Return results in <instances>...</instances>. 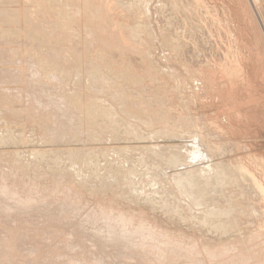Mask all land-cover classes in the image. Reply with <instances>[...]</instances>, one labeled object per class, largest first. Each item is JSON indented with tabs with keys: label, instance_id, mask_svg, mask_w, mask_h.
Wrapping results in <instances>:
<instances>
[{
	"label": "rangeland",
	"instance_id": "obj_1",
	"mask_svg": "<svg viewBox=\"0 0 264 264\" xmlns=\"http://www.w3.org/2000/svg\"><path fill=\"white\" fill-rule=\"evenodd\" d=\"M41 1L42 0H19V4L17 3V5L23 6V4L26 3L25 5L27 6L30 4L33 10V7L36 8L35 5L40 4ZM53 1L54 0H52V2L49 1V3L58 2V0ZM62 1L63 0H60L59 3H62ZM86 1L87 0H82L81 2L85 4ZM112 1L113 0H90L94 5H103L104 7L98 6L96 10H98V15L100 13V17L96 16V19L90 20L92 24L89 23L90 21H87V18L80 19L83 21V25L85 27L88 26L87 29L89 28V31L87 30L88 32H86V34H89L88 37L85 35L84 30H82L76 22L73 23V21L66 23L64 25L66 29H62L63 31H61V28L59 29L58 26H62L63 28V22L58 23V18L56 20V18L52 16L48 19H44L43 16L41 18L37 15H35V17L33 16V24L31 23L33 26H30L31 21L29 25L25 23L27 22L26 19L24 20V18L18 17L27 27L23 26L22 23L16 24V26H12L9 22L8 24L0 23V30H3V27L6 29H13H10L12 33L7 30H3L5 32L0 31V252H2L0 253V264H37V262H42V264H69V262L70 264H264V29L253 9L251 0H122L123 2L118 0L119 3L117 0H114V2ZM124 2L126 3L125 6ZM257 2L259 5L261 4L264 6V0H257ZM121 5H123L121 7L122 9H120ZM126 5L127 8H124ZM70 6H67V9L65 8L66 10L63 8V12L65 11L66 13L68 10L72 11L73 8ZM64 7H66V5H64ZM99 8L101 11H99ZM107 10L109 11L107 12ZM168 14H170L171 17ZM167 15L169 16L168 20L166 18ZM96 23L99 24L96 25ZM204 24L205 26L203 27L202 25ZM14 27L18 29L21 28V30H23L22 27L29 29L23 31L19 29V31L14 29ZM39 27L41 28L39 29ZM170 27H173V30ZM35 29L37 30L35 31ZM38 30L43 33H40ZM16 31L19 32L17 33ZM90 31L92 32L90 33ZM133 33L136 34H134V37L132 35ZM43 34H46L45 38ZM63 34L65 37H63ZM43 39L46 40L44 41ZM71 40L77 46L73 45ZM87 43L90 44V47H88L89 45H85ZM47 46L49 48H46ZM37 48L39 50H37ZM133 53L136 54L133 55ZM34 54L37 58L39 57L37 61H47L46 63L54 61L53 63L57 66L59 64L60 66L58 67L63 68L67 77L59 73L61 75L59 79L57 76H50L49 73H47L48 71L37 69L38 66L35 68V64L31 62L32 56H35ZM203 54H205L206 57ZM96 55L106 60L100 59ZM7 57L8 59L11 57L9 59L10 61ZM63 58L67 60L70 59L67 61ZM200 58H203V60ZM219 58L223 60L221 59V61ZM128 60L130 61L127 62ZM107 61H109V63ZM201 61H204V63ZM80 62L82 63L81 67H89L87 68L88 70L86 68L83 69V67L81 68ZM148 62L149 64H147ZM94 66H97L100 70ZM91 68L95 71L98 70L96 71L97 74L95 71H93L94 73L92 72L94 76L91 74ZM108 68L109 71H113L114 74L113 72L111 74ZM81 69H83V71ZM87 71L90 72L89 76L86 75ZM118 72L121 76H116ZM109 74L115 77L113 78ZM97 75H99V78L102 77L99 79ZM88 77H92L91 80ZM93 77H96L97 80L99 79L100 83H97V85L94 84L98 81L96 79L93 80ZM120 77L124 79L122 80ZM56 78L58 82L54 81ZM106 78L108 79L107 82ZM87 79L90 83L92 80L96 81H92L93 83H91L92 85L94 84V88L97 87L98 84H101L99 85V89L101 86H103L101 88L106 87L105 89L108 87L109 91H112L115 95L117 94L116 97H118H114L113 94L110 95L111 92L107 94V92H109L108 90L107 92L103 89L99 90L98 87L97 89L95 88L96 90L91 89L93 86L89 85L90 83H88L89 81H87ZM138 79L139 81H137ZM77 80L79 82H77ZM103 80L105 81L104 83ZM51 84L54 87H52ZM77 85L80 87H77ZM79 88L81 91L78 90ZM82 88H84L83 90L85 92ZM87 88H89V91L90 89L93 91L90 94L91 98L86 97L89 95H87V93H89L87 92ZM59 89L60 92L61 89H66L69 94L65 91V94L62 92V94H60ZM97 90L101 93H97ZM102 90L103 92L105 91L104 94ZM78 92L83 93V97ZM93 93H97V95L95 94L94 97ZM71 94H73V96L80 94L78 97L81 98V101L79 100L80 98L76 96L78 99L77 101H73V103L75 102L76 104L74 105L71 101L75 96L71 98ZM106 95H108V97ZM133 96H137L136 99ZM84 97H86L85 101L89 99L87 102L90 101L91 104L92 102H94L93 104L96 102L95 105L102 107L100 108L98 106L103 110H101V114L104 113L102 115L103 118H106V120L100 118L102 121L109 123L110 119L108 120L107 118H112V115H114L113 119L110 121L114 120V122H112L115 123L116 126L115 124L113 125L112 122H110V124L115 126L118 130L120 128H126L127 124L130 123L129 125H131L132 122L134 128H132L131 125L129 128L127 127L128 129L123 130L124 132L127 130L125 133L128 134L126 135L119 133L122 129H120L119 132L115 129V134L114 127L113 129L112 127H104L101 122L96 124L88 121L89 123L87 124V122L83 120L84 116H81V114L79 115L82 106L86 107L89 104L85 103ZM119 97L122 102H125L126 100H123L127 98L128 100L130 99L133 104L137 103L136 105L139 107L135 106V110H131L132 102L131 104L130 101L122 103ZM65 98H67L69 102ZM91 99L93 101H91ZM94 99L96 101H94ZM79 102H84L86 105L82 104L81 106ZM69 103L75 107H77L78 104V106H80L78 107L79 111L73 106L69 108L71 106ZM67 104L70 106H67ZM125 105L128 107H126L128 111L125 109ZM157 105L159 106L157 107ZM109 106L112 108L111 110ZM117 107L119 109L122 107L124 110L121 109L122 111H119ZM133 108L134 105L132 109ZM140 109L147 115L143 114L144 117H141L143 115L141 114L142 112L140 113ZM121 112H126L127 114L129 112V114H120ZM109 113H111V116ZM75 115L78 116V119L79 116H81L82 121L80 120L81 118L79 120L75 118ZM115 115L116 118L119 117V119H116ZM132 115H134V117L137 116L135 118L136 120H134ZM43 116L48 118H44ZM159 117H161L160 121L156 119ZM51 118L55 120L53 123ZM71 118L74 119V121ZM147 118L151 121L150 123H147L149 122ZM183 118L187 120H183ZM60 119L64 121L61 122V125L64 124V128L63 126L61 127V125L59 126ZM75 119L78 120L76 121L77 123ZM137 119H139V122ZM161 119L167 120L161 121ZM121 120H123L122 122H126V127H124L125 124H122ZM84 121L87 126L83 123ZM158 121L164 125L161 126V123ZM137 122L139 124H137ZM143 122L148 125L143 124ZM155 122L156 124L154 125ZM174 122V125L171 124ZM56 123H58L57 127ZM146 125L151 129L153 128L152 131ZM58 127L59 130L57 129ZM170 127L172 128L171 130ZM130 128L135 129L134 131L137 137L138 135H142V137L143 135L146 136L143 139L140 136L138 138L135 137V140V135L132 134L133 131H130L132 130ZM86 129L89 130L87 131ZM175 129L177 131L179 129V131L177 132ZM192 129L196 130L193 131ZM197 129H199V131ZM60 130L62 132H60ZM63 130L68 131L64 134ZM74 130L78 135H76V138ZM160 130L166 131L165 134L164 132L162 134L164 137L159 135L162 133ZM190 130L193 132L190 133ZM69 131L71 135L74 136H67V134H70ZM138 131L140 133H138ZM129 132H132L131 136H129ZM152 132L156 133L153 134L157 138ZM49 134L53 135L51 136ZM175 135H180L181 137H176ZM199 135L201 137H199ZM60 136H64V138L62 139ZM147 136L149 138H146ZM54 138L56 139L55 141L52 140ZM138 139H140V141H138ZM144 139H146V141ZM198 141L200 145L197 146L196 143H198ZM174 143L176 146H172ZM4 144L7 145L5 146ZM146 145L148 149L149 146L153 148L163 146L162 148H164V150L165 148L170 151L172 150L171 152H173L174 155L166 150L161 151L170 155L172 154L173 156L177 155L175 159H182L183 156V160L181 161L184 165L180 164V159L178 162H174L173 156V160L170 157L169 160H165L170 155L167 157H164L166 153L159 155L162 154V152L158 151L160 149L157 150L160 153L156 150L154 151L155 148L152 149L156 154L158 153L157 156H154V152H152L151 149L148 152L146 151ZM183 145L185 148H183ZM191 145L195 148L191 147ZM126 148L128 149L125 150ZM101 149L105 154L108 153L109 149L113 150L114 152L109 151L108 153L111 159L107 156L108 154L105 155ZM120 149L123 150L121 151L122 154L120 153ZM87 151L93 153L90 154L89 152L87 153ZM176 151H179L177 152L178 154L175 153ZM16 152H18V154ZM115 152L118 153V155L116 154L117 156L114 155ZM85 154H87L88 157L87 155L85 156ZM92 154H95L93 160ZM123 154L125 155L123 156ZM99 156L101 158H99ZM141 156L142 158H140ZM160 157L163 158L162 162V158L160 159ZM209 157L212 158L210 159ZM104 159L105 161H103ZM67 160L68 164H71L68 165ZM125 160H127L126 163H123ZM139 160H141L140 162L143 165L140 162V164L138 163ZM164 160L167 161L166 163L173 161V163L176 164H170L171 162L169 164H164ZM93 162L96 163L97 166ZM88 163L92 167H90ZM145 165L147 166L145 167ZM67 167L68 169H66ZM203 167L207 172L206 170L202 171ZM243 167H245V169H243ZM69 168L71 169L69 170ZM90 168H92V170ZM129 168L134 176L130 174L131 172L129 173L131 176H129ZM207 168L213 169V171ZM215 168L219 170H215ZM59 170H62V172L65 171V173H67L66 170H69V174L63 176L65 173L62 174ZM144 170L145 172L148 171V173L151 171L150 177L147 172V178L144 176ZM197 170H199L197 174H194ZM182 171L183 174H181ZM188 171L190 172L188 173ZM135 172H137L138 175ZM177 172H179V175L175 177ZM184 172L185 174L187 173L186 177ZM209 172L212 179L208 176L209 178L207 181H209V183L206 182L207 184H205L207 186H205L200 180L202 178L206 179L205 175ZM217 172L218 174H214ZM231 173L233 176L230 175ZM189 174L190 176L194 174L193 177L195 176V180L193 177V179H191L190 176V179H187ZM198 174L200 176H198ZM78 177H80V181ZM251 177H254L255 184L257 183L256 188L260 186L258 189L261 193L263 192L262 194L253 186L252 183H254V181L251 182ZM176 178L179 179L178 183H176ZM196 179L198 182L200 181L199 183L201 184H198ZM229 179L232 180L230 181ZM217 182L218 184H216ZM220 182L223 184L221 185ZM148 183L150 184L148 185ZM128 185H130V187ZM183 185L184 187H181ZM201 185H203V187ZM186 186L188 187L187 189L185 188ZM180 188L183 189L181 190ZM191 188L193 191L194 188H196V191L201 189V193L202 191H207L205 192L206 194H201L199 191V193L194 191V193L191 194V192H193L190 191ZM212 188L214 189L215 195ZM130 189L134 190V193ZM157 191L159 193H156ZM208 191L210 192L209 194L207 193ZM186 193H189L187 194L189 198ZM154 194H160V196H154ZM219 194H221V196ZM252 195L253 198H251ZM162 197H164V199L165 197L172 198L164 200ZM196 197H200L201 202L199 199H196ZM187 198L191 199L188 200ZM228 198L229 200H227ZM145 200H148V203ZM194 205L195 208H193ZM260 208H262L263 212ZM167 209L168 211L165 212ZM202 210H205V212ZM171 211H173V213ZM232 213L233 215L236 214V216H233ZM238 213L241 214L238 215ZM193 214L195 215L193 216ZM202 214H204L205 219ZM257 214H259V216ZM225 215H229L228 218ZM256 216H258V218ZM218 217L220 219L223 218L219 220ZM226 218L232 220H226ZM208 219L213 221L210 222ZM201 220H203L202 224L200 223ZM215 220L217 222H215ZM224 220L227 222H224ZM206 223L210 224L207 225ZM229 223H231V225ZM232 223H234V225ZM221 226L224 228H221ZM218 227L219 230L217 229ZM256 234L259 238L256 237ZM114 239L116 240L113 241ZM177 247L180 248L178 249ZM10 252H12V254ZM105 254L107 256H105ZM16 259L18 261H16ZM255 261H257V263Z\"/></svg>",
	"mask_w": 264,
	"mask_h": 264
},
{
	"label": "bare ground",
	"instance_id": "obj_2",
	"mask_svg": "<svg viewBox=\"0 0 264 264\" xmlns=\"http://www.w3.org/2000/svg\"><path fill=\"white\" fill-rule=\"evenodd\" d=\"M16 1H17V2H16ZM16 1H15V0H0V20H1L0 23H3V24L6 23V24H8V22H9V24H11L12 26H13V25L16 26V24L18 25L19 23H22L23 26H26V25H24V24H25V23H28V24H29L30 21H31V22H30V24H31L32 21H33L32 17H33V16L35 17V15H37V16L40 17V18L43 16L44 19H46V18L48 19L49 17L52 16V17L56 18V20H57V18H58V20H59L58 23H59V22H63V24H62V25H63V28H62V26H58L59 29L61 28V29H60L61 31H63L62 29H66V28H64V25H65L66 23H68V22L70 23V21H73V23L76 22V23L78 24V26L81 27L82 30H84L85 35L88 37L89 34H88V33L86 34V32L89 31V30H88L89 28L87 29L88 26L85 27V26L83 25V21H81L80 19H81V18H85V19L87 18V21H90V20L92 21V20L96 19L98 16L100 17V13H99V15H98V10H96V9L98 8L99 5H98V6L94 5V3H91L90 0H87L85 4H84V2H83V3L81 2L82 0H63L62 3H59L60 0H58V2L54 0L55 3H49V1L52 2V0H42L41 2H42L43 5L41 4V2H40L41 5L36 3V4L38 5V7H37V5L34 4V5L36 6V8L33 7V10L31 9L32 6L30 7V4L26 6V5H25L26 3H25V4H23V6H21V5L19 6V5H17V3L19 4V2H18L19 0H16ZM54 1H53V2H54ZM91 1H92V0H91ZM99 1H100V0H99ZM115 1H116V0H115ZM117 1H118V0H117ZM121 1H122V0H121ZM124 1H125V0H124ZM160 1H161V0H160ZM29 2H30V1H29ZM112 2H114V0H113ZM122 2H123V1H122ZM122 2H120V3H122ZM128 2H129V1H128ZM188 2H189V1H188ZM32 3H33V2H32ZM32 3H31V5H32ZM100 3H101V2H100ZM108 3H109V2H108ZM118 3H119V1H118ZM192 3H193V2H192ZM251 3H252L253 9H254V11H255L257 17L259 18V21H260V23H261V25H262V27H263V29H264V6H262L261 4L259 5V3L257 2V0H251ZM70 4H71V6H72L73 9H72V11L68 10V11H67L68 13L66 12V13H67V14H66L65 11L63 12V8H64V10H66V9H67V6H70ZM125 4H126V3L124 2V6H125ZM128 4H129V3H128ZM128 4H127V5H128ZM24 5H25V6H24ZM64 5H66V7H64ZM112 5H113V4H112ZM127 5H126V7H124V8H127ZM139 5H140V4H139ZM62 6H63V7H62ZM71 6H70V7H71ZM102 6H103V5H102ZM102 6H99V7H102ZM107 6H108V5H107ZM118 6H119V5H118ZM122 6H123V5L120 6V9H122V8H121ZM128 6H129V5H128ZM131 6H132V5H131ZM201 6H202V5H201ZM15 7H17L18 9L15 8ZM61 7H62V8H61ZM70 7H68V8H70ZM103 7H104V6H103ZM110 7H111V6H110ZM112 7H113V6H112ZM115 7H117V6H115ZM169 7H170V6H169ZM173 7H174V6H173ZM65 8H66V9H65ZM105 8H106V7H105ZM107 8H109V7H107ZM118 8H119V7H118ZM166 8H167V6H166ZM170 8H171V7H170ZM103 9H104V8H103ZM128 9H129V8H128ZM128 9H127V10H128ZM132 9H133V8H132ZM135 9H136V8H135ZM135 9H134V10H135ZM158 9H159V8H158ZM161 9H162V8H161ZM163 9H164V8H163ZM184 9H185V8H184ZM104 10H106V9H104ZM125 10H126V9H125ZM164 10H165V9H164ZM186 10H187V9H186ZM186 10H185V11H186ZM190 10H191V9H190ZM69 11H70V12H69ZM99 11H101L100 8H99ZM108 11H109V10H107V12H108ZM112 11H113V9H112ZM119 11H120V10H119ZM162 11H163V10H162ZM169 11H170V10H169ZM188 11H189V10H188ZM123 12H124V11H123ZM156 13H157V12H156ZM163 13H164V12H163ZM178 13H179V12H178ZM140 14H141V13H140ZM161 14H162V13H161ZM168 15L170 16V14H168ZM168 15L166 16L167 20L169 19V18H168V17H169ZM77 16H78V17H77ZM96 16H97V17H96ZM104 16H105V15H104ZM183 16H184V15H183ZM18 17H22V18H24V20L26 19L27 22H25V23H24V22H21V20L18 19ZM109 17H110V16H109ZM136 17H137V16H136ZM170 17H171V16H170ZM36 18H37V17H36ZM78 18H79V19H78ZM121 18H122V17H121ZM166 18H164V19H166ZM31 19H32V20H31ZM99 19H102V18H99ZM104 19H105V18H104ZM122 19H123V18H122ZM170 19H171V18H170ZM191 19H192V18H191ZM34 20H35V19H34ZM114 20H115V19H114ZM183 20H184V19H183ZM35 21H36V20H35ZM85 21H86V20H85ZM91 21H90L89 23H91ZM101 21H102V20H101ZM109 21H110V20H109ZM125 21H126V20H125ZM165 21H166V20H165ZM171 21H172V20H171ZM184 21H185V20H184ZM189 21H190V20H189ZM199 21H200V20H199ZM211 21H212V20H211ZM53 22H54V21H53ZM94 22H95V21H94ZM38 23H39V22H38ZM51 23H52V22H51ZM58 23H57V24H58ZM89 23H88V24H89ZM111 23H112V22H111ZM168 23H170V22H168ZM209 23H210V22H209ZM6 24H5V25H6ZM28 24H27V25H28ZM30 24H29V25H30ZM32 24H33V23H32ZM32 24H31L30 26H33ZM88 24H87V25H88ZM91 24H92V23H91ZM91 24H90V25H91ZM97 24H99V23H96V25H97ZM113 24H114V23H113ZM172 24H173V22H172ZM178 24H179V23H178ZM185 24H186V23H185ZM36 25H37V24H36ZM36 25H35V26H36ZM50 25H51V24H50ZM58 25H59V24H58ZM60 25H61V24H60ZM170 25H171V24H170ZM176 25H177V24H176ZM39 26H40V25H39ZM42 26H43V25H42ZM116 26H117V25H116ZM119 26H120V25H119ZM128 26H129V25H128ZM166 26H167V25H166ZM202 26L204 27L205 24L202 25ZM18 27H19V26H18ZM26 27H27V26H26ZM26 27H22L23 30H27V29H29V28H26ZM28 27H29V26H28ZM50 27H51V26H50ZM90 27H91V26H90ZM96 27H97V26H96ZM96 27H95V28H96ZM132 27H133V26H132ZM136 27H137V26H136ZM148 27H149V26H148ZM167 27H168V26H167ZM189 27H190V26H189ZM30 28H31V27H30ZM33 28H34V27H33ZM35 28H36V27H35ZM40 28H41V27H39V29H40ZM43 28H44V27H43ZM47 28H48V27H47ZM47 28H46V29H47ZM99 28H100V27H99ZM114 28H115V27H114ZM125 28H126V27H125ZM161 28H162V27H161ZM168 28H169V27H168ZM170 28H171V27H170ZM172 28H173V27H172ZM172 28H171V29H172ZM180 28H181V27H180ZM191 28H192V27H191ZM10 29L13 30L12 28H10ZM10 29H6V28L3 27V30L10 31ZM14 29H17V30L20 29V30H21V28L18 29L17 27H14ZM100 29H101V28H100ZM130 29H131V27H130ZM132 29H133V28H132ZM149 29H150V28H149ZM204 29H206V28H204ZM3 30H0V31L5 32V31H3ZM20 30H19V31H20ZM23 30H21V31H23ZM36 30H37V29H35V31H36ZM57 30H58V29H57ZM87 30H88V31H87ZM102 30H103V29H102ZM172 30H173V29H172ZM180 30H181V29H180ZM19 31H18V32H19ZM32 31L35 32L34 30H32ZM38 31L40 32V30H38ZM55 31H56V30H55ZM70 31H71V30H70ZM78 31H79V30H78ZM97 31H98V30H97ZM104 31H105V30H104ZM104 31H103V32H104ZM114 31H115V30H114ZM10 32H11V31H10ZM16 32H17V31H16ZM16 32H15V33H16ZM18 32H17V33H18ZM27 32H28V31H27ZM41 32H42V31H41ZM41 32H40V33H41ZM91 32H92V31H90V33H91ZM135 32H136V31H135ZM140 32H141V31H140ZM140 32H139V33H140ZM0 33H1V32H0ZM11 33H12V32H11ZM36 33H37V32H36ZM40 33H39V35H40ZM42 33H43V32H42ZM47 33H48V30H47ZM61 33H62V32H61ZM64 33H65V32H64ZM82 33H83V32H82ZM176 33H177V30H176ZM178 33H180V32H178ZM184 33H185V32H184ZM201 33H202V31H201ZM206 33H207V32H206ZM215 33H216V32H215ZM3 34H4V33H3ZM7 34H9V33H7ZM7 34H6V35H7ZM37 34H38V33H37ZM48 34H49V33H48ZM51 34H52V33H51ZM69 34H70V33H69ZM75 34H76V33H75ZM98 34H99V33H98ZM98 34H97V35H98ZM134 34H135V33L132 34L133 37H134ZM43 35H44V38H45V35H46V34H43ZM52 35H53V34H52ZM63 35H64V34H63ZM135 35H136V34H135ZM137 35H138V34H137ZM179 35H180V34H179ZM179 35H178V37H179ZM210 35H211V34H210ZM94 36H95V35H94ZM180 36H181V35H180ZM184 36H185V35H184ZM7 37H8V36H7ZM63 37H65V35H64ZM217 37H218V36H217ZM9 38H10V36H9ZM42 38H43V37H42ZM72 38H73V37H72ZM85 38H86V37H85ZM135 38H136V37H135ZM179 38H180V37H179ZM184 38H185V37H184ZM196 38H197V37H196ZM196 38H194V39H196ZM199 38H200V37H199ZM211 38H212V36H211ZM219 38H220V37H219ZM56 39H58V38H56ZM93 39H94V37H93ZM110 39H111V38H110ZM118 39H119V38H118ZM120 39H121V38H120ZM137 39H138V37H137ZM189 39H190V38H189ZM202 39H203V38H202ZM8 40H9V39H8ZM43 40H44V39H43ZM45 40H46V39H45ZM45 40H44V41H45ZM49 40H50V38H49ZM52 40H53V39H52ZM127 40H128V39H127ZM134 40H135V39H134ZM178 40H179V39H178ZM192 40H193V39H192ZM212 40H213V39H212ZM11 41H12V40H11ZM53 41H54V40H53ZM64 41H67V40H64ZM71 41H72V40H71ZM71 41H70V42H71ZM76 41H77V40H76ZM89 41H90V40H89ZM93 41H94V40H93ZM171 41H172V40H171ZM174 41H175V40H174ZM189 41H190V40H189ZM194 41H195V40H194ZM213 41H214V40H213ZM12 42H14V41H12ZM18 42H19V41H18ZM80 42H81V41H80ZM84 42H85V41H84ZM117 42H118V40H117ZM122 42H124V41H122ZM128 42H129V41H128ZM134 42H135V41H134ZM209 42H210V41H209ZM226 42H227V41H226ZM14 43H15V42H14ZM51 43H52V42H51ZM71 43H73V41H72ZM88 43H89V42H88ZM88 43L85 44V45H89L88 47H90V44H88ZM175 43H176V42H175ZM175 43H174V44H175ZM180 43H181V42H180ZM192 43H194V42H192ZM214 43H215V42H214ZM56 44H57V43H56ZM58 44H59V43H58ZM112 44H113V43H112ZM119 44H120V43H119ZM132 44H133V43H132ZM143 44H144V43H143ZM218 44H219V43H218ZM46 45H47V44H46ZM73 45H76V44L73 43ZM80 45H81V43H80ZM120 45H121V44H120ZM122 45H123V44H122ZM128 45H129V44H128ZM136 45H137V43H136ZM185 45H186V44H185ZM223 45H224V43H223ZM60 46H61V45H60ZM76 46H77V45H76ZM125 46H126V45H125ZM216 46H217V45H216ZM82 47H83V46H82ZM96 47H97V46H96ZM98 47L100 48L99 45H98ZM123 47H124V46H123ZM128 47H129V46H128ZM138 47H139V46H138ZM145 47H146V46H145ZM207 47H208V45H207ZM223 47H224V46H223ZM11 48H13V47H11ZM39 48H41V47H39ZM46 48H49V47L47 46ZM46 48H45V49H46ZM114 48H115V47H114ZM177 48H178V47H177ZM200 48H201V47H200ZM218 48H219V47H218ZM218 48H217V49H218ZM220 48H222V47H220ZM9 49H10V48H9ZM13 49H14V48H13ZM74 49H75V48H74ZM110 49H111V48H110ZM118 49H119V48H118ZM124 49H125V47H124ZM138 49H139V48H138ZM144 49H145V48H144ZM37 50H39V49L37 48ZM50 50H52V49H50ZM53 50H54V49H53ZM68 50H69V49H68ZM76 50H77V49H76ZM78 50H79V49H78ZM194 50H195V49H194ZM204 50H205V49H204ZM220 50H221V49H220ZM220 50H219V51H220ZM7 51H8V50H7ZM12 51H13V50H12ZM45 51H46V50H45ZM54 51H55V50H54ZM83 51H85V50H83ZM83 51H82V52H83ZM139 51H140V50H139ZM139 51H137V52H139ZM149 51H150V50H149ZM10 52H11V51H10ZM56 52H57V50H56ZM56 52H55V53H56ZM63 52H64V51H63ZM75 52H76V51H75ZM87 52H88V51H87ZM123 52H124V51H123ZM133 52H134V51H133ZM14 53H15V52H14ZM46 53H47V51H46ZM66 53H67V52H66ZM85 53H86V52H85ZM89 53H90V52H89ZM96 53H97V52H96ZM98 53H100V52H98ZM121 53H122V52H121ZM130 53H132V52H130ZM146 53H147V52H146ZM194 53H195V52H194ZM216 53H217V51H216ZM223 53H224V51H223ZM62 54H63V53H62ZM74 54H75V53H74ZM81 54H82V53H81ZM126 54H129V53H126ZM135 54H136V53H135ZM135 54L133 53V55H135ZM218 54H219V53H218ZM34 55H35V54H34ZM37 55H38V54H37ZM75 55H76V54H75ZM133 55H132V56H133ZM197 55H198V54H197ZM197 55H196V57H197ZM203 55H205V54H203ZM207 55H208V54H207ZM213 55H214V54H213ZM216 55H217V54H216ZM59 56H60V55H59ZM66 56H67V55H66ZM96 56H97L98 58H100L98 55H96ZM139 56H141V55H139ZM143 56H144V55H143ZM147 56H149V55H147ZM201 56H202V55H201ZM210 56H211V54H210ZM8 57H9V56H8ZM8 57H7V59H8ZM27 57H29V56H27ZM41 57H42V56H41ZM77 57H78V56H77ZM104 57H105V56H104ZM123 57H124V56H123ZM205 57H206V55H205ZM205 57H204V58H205ZM220 57H221V56H220ZM10 58H11V57H10ZM10 58H9V59H10ZM17 58H18V56H17ZM38 58H39V57H38ZM38 58H37V56L35 55V56H32V59H31L32 61L30 60L33 64H35V65H34L35 68L38 66L37 69L45 70L46 72L48 71L47 73H49L50 76H52V77H53V76H55V77L57 76V78H59V79H60V76H61L62 74H63V75L66 74V73L63 71V68H62V67H61V68L58 67V66H60V65H59L57 62H56V63L58 64V66H57L55 63H53L54 61H53V62H48V63H49V64H48V63H46L47 61H46V62L41 61V60H38V61H37ZM81 58H82V57H81ZM98 58H97V59H98ZM144 58H145V57H144ZM198 58H199V57H198ZM198 58H197V59H198ZM9 59H8V60H9ZM59 59H60V58H59ZM63 59H65V58H63ZM69 59H70V58H69ZM69 59H68V60H69ZM90 59H91V58H90ZM100 59H103V58L101 57ZM107 59H108V58H107ZM124 59H125V58H124ZM128 59H129V58H128ZM132 59H133V58H132ZM195 59H196V58H195ZM200 59H201V58H200ZM207 59H209V58H207ZM219 59L221 60L222 58H219ZM65 60H67V59H65ZM68 60H67V61H68ZM76 60H77V59H76ZM103 60H106V59H103ZM122 60H123V59H122ZM126 60H127V59H126ZM140 60H141V59H140ZM201 60H203V58H202ZM204 60H205V59H204ZM222 60H223V59H222ZM222 60H221V61H222ZM9 61H10V60H9ZM13 61H14V60H13ZM40 61H41V62H40ZM57 61H58V59H57ZM60 61H62V60H60ZM78 61H79V60H78ZM99 61H100V60H99ZM101 61H102V60H101ZM129 61H130V60H128L127 62H129ZM146 61H147V60H146ZM207 61H208V60H207ZM1 62H2V61H1ZM107 62L109 63V61H107ZM124 62H125V61H124ZM132 62H133V61H132ZM201 62L204 63V61H201ZM214 62H215V61H214ZM3 63H4V62H3ZM64 63H66V62H64ZM82 63H83V60H82ZM82 63H81V62L79 63V64H80V67H81V64H82ZM99 63H100V62H99ZM108 63H107V64H108ZM120 63H121V62H120ZM130 63H131V62H130ZM130 63H129V64H130ZM198 63H199V62H198ZM206 63H207V62H206ZM209 63H210V62H209ZM211 63H212V60H211ZM27 64H28V63H27ZM39 64H40V65H39ZM60 64H62V63H60ZM88 64H89V63H88ZM88 64H87V65H88ZM114 64H115V62H114ZM141 64H142V63H141ZM141 64H140V65H141ZM147 64H149V62H148ZM83 65H84V64H83ZM98 65H99V64H98ZM104 65H105V64H104ZM121 65H123V64H121ZM127 65H128V63H127ZM127 65H126V66H127ZM199 65H200V64H199ZM206 65H208V64H206ZM206 65H205V66H206ZM218 65H219V64H218ZM61 66H62V65H61ZM70 66H71V65H70ZM78 66H79V65H78ZM208 66H209V65H208ZM68 67H69V66H68ZM82 67H83V66H82ZM82 67H81V68H82ZM90 67H91V66H90ZM94 67H97V66H94ZM94 67H93V68H94ZM104 67H105V66H104ZM117 67H118V66H117ZM119 67H120V66H119ZM198 67H199V66H198ZM200 67H203V66H200ZM73 68H74V67H73ZM85 68H86V67L84 66L83 69H85ZM87 68H89V67H87ZM87 68H86V69H87ZM148 68H149V67H148ZM83 69H81V70L83 71ZM97 69H98V67H97ZM106 69H107V68H106ZM14 70H15V69H14ZM35 70H36V69H35ZM87 70H88V69H87ZM91 70H92V68H91ZM98 70H100V69H98ZM98 70H96V71H98ZM140 70H141V69H140ZM12 71H13V70H12ZM75 71H76V70H75ZM93 71H95V70H92V71H91V74L94 73ZM96 71H95V73L97 74ZM108 71H109V68H108ZM32 72H33V71H32ZM32 72H31V73H32ZM92 72H93V73H92ZM109 72L112 74L113 71H112V72L109 71ZM109 72H108V73H109ZM139 72H140V71H139ZM35 73H36V72H35ZM38 73H39V72H38ZM42 73H43V72H42ZM59 73H61V75H60ZM99 73H100V71H99ZM99 73H98V74H99ZM108 73H107V74H108ZM143 73H144V72H143ZM145 73H146V72H145ZM148 73H149V72H148ZM153 73H154V72H153ZM82 74H83V73H82ZM89 74H90V72L87 71L86 75L89 76ZM113 74H114V72H113ZM33 75H34V74H33ZM78 75H79V74H78ZM99 75H100V74H99ZM99 75H97V77H98ZM109 75H110V74H109ZM118 75L121 76V74H120L119 72H118V74H117L116 76H118ZM127 75H128V74H127ZM152 75H153V74H152ZM27 76H28V75H27ZM50 76H48V77H50ZM65 76H66V75H65ZM84 76H85V75H84ZM92 76H94V74H93ZM110 76H112V75H110ZM136 76H137V75H136ZM55 77H54V78H55ZM66 77H67V76H66ZM78 77H79V76H78ZM82 77H83V76H82ZM101 77H102V76H101ZM101 77H100V78H101ZM112 77L114 78L115 76H112ZM122 77H123V76H122ZM122 77H120V78H122ZM137 77H138V76H137ZM54 78H53V79H54ZM57 78H56L54 81H57ZM63 78H64V77H63ZM88 78L91 80L92 77H91V78L88 77ZM98 78H99V77H98ZM100 78H99V79H100ZM135 78H136V77H135ZM138 78H139V77H138ZM48 79H49V78H48ZM50 79H52V78H50ZM94 79H96V77H95V78L93 77V80H94ZM99 79H98V80L96 79L98 82L93 81V80H92V81H93V82H96V83H94V84L97 85V83H100V82H99ZM102 79H103V78H102ZM102 79H101V80H102ZM106 79H107V78H106ZM118 79H119V77H118ZM123 79H124V78H122V80H123ZM136 79H137V78H136ZM116 80H117V78H116ZM154 80H155V79H154ZM160 80H161V79H160ZM87 81H89V80L87 79ZM92 81H91V83H93ZM107 81H108V79L106 80V82H107ZM137 81H139V79H138ZM140 81H141V79H140ZM143 81H144V80H143ZM3 82H4V81H3ZM52 82H53V81H52ZM57 82H58V81H57ZM74 82H75V80H74ZM77 82H79V81L77 80ZM83 82H84V81H83ZM85 82H86V81H85ZM104 82H105V81L103 80V83H104ZM130 82H131V81H130ZM146 82H147V81H146ZM67 83H68V81H67ZM75 83H76V82H75ZM75 83H74V85H75ZM81 83H82V82H81ZM88 83H90V81H89ZM91 83H90L89 85H92ZM65 84H66V82H65ZM72 84H73V83H72ZM94 84L92 85L93 87H92L91 89L96 90L97 87H98V89H99V85H101V84H98V86L95 87L96 89L94 88ZM34 85H35V84H34ZM41 85H42V84H41ZM48 85H49V84H48ZM51 85H52V84H51ZM80 85H81V84H80ZM96 85H95V86H96ZM106 85H107V84H106ZM110 85H111V82H110ZM134 85H135V84H134ZM137 85H138V84H137ZM38 86H39V85H38ZM55 86H56V84H55ZM113 86H114V85H113ZM113 86H112V87H113ZM43 87H44V86H43ZM52 87H54V86L52 85ZM58 87H59V86H58ZM72 87H73V86H72ZM74 87H75V86H74ZM77 87H80V86L77 85ZM82 87H84V86H82ZM86 87H87V86H86ZM89 87H90V86H89ZM101 87H103V86H101ZM101 87H100V89H103V90H105L106 92H107V90L109 91L108 87H107V89H105L106 87H104V88H101ZM119 87H120V86H119ZM132 87H133V86H132ZM35 88H36V87H35ZM46 88H47V87H46ZM48 88H49V87H48ZM64 88H65V87H64ZM75 88H76V87H75ZM115 88H116V87H115ZM117 88H118V87H117ZM124 88H125V87H124ZM57 89H58V88H57ZM83 89H84V88H82V90H83ZM88 89H89V88H87V90H88ZM91 89H90V91H91ZM100 89H99V90H100ZM110 89H111V88H110ZM31 90H32V89H31ZM47 90H48V89H47ZM54 90H55V89H54ZM78 90L81 91L80 88H79ZM103 90H102V93L104 94L105 91L103 92ZM113 90H115V89H113ZM122 90H123V89H122ZM140 90H141V89H140ZM64 91H65L66 93H68L66 89H61V92L65 94ZM83 91H84V90H83ZM90 91H89V90L87 91V92H89V93L86 92L87 95H88V94L90 95V94L93 92V91H91V92H90ZM97 91H98V90H97ZM143 91H144V90H143ZM148 91H149V90H148ZM51 92H52V91H51ZM51 92H50V93H51ZM55 92H57V91H55ZM59 92H60V89H59ZM59 92H58V94H59ZM61 92H60V94H62ZM70 92H71V91H70ZM84 92H85V91H84ZM94 92H95V91H94ZM110 92H111L110 95H112V94H113L112 91L107 92V94H109ZM128 92H129V91H128ZM132 92H133V91H132ZM3 93H4V92H3ZM45 93H46V92H45ZM78 93H80L81 96H82V94H83V93H81V92H78ZM86 93H85V94H86ZM97 93L100 94L101 92L98 91ZM97 93H93V94H94V97H95V94L97 95ZM116 93H117V92H116ZM121 93H122V92H121ZM126 93H127V92H126ZM133 93H134V92H133ZM143 93H144V92H143ZM168 93H169V92H168ZM64 94H63V95H64ZM68 94H69V93H68ZM75 94H76V93H75ZM80 94H78V95L80 96ZM85 94H84V96H85ZM93 94H92V95H93ZM5 95H6V94H5ZM39 95H40V94H39ZM71 95H72V96H71ZM71 95H69V96H71V98H73V97L75 96V95L73 96V94H71ZM78 95H76V96L78 97ZM89 95L86 96V97H87V98H88V97L91 98V95H90V96H89ZM113 95H114V97H116L117 94L115 95V93H114ZM143 95H144V94H143ZM56 96H57V94H56ZM66 96H67V94H66ZM69 96H68V97H69ZM76 96L73 98L74 100H73V99H72V101L70 100L72 103H73V101H75V100L77 101V99L80 98V97L76 98ZM106 96L108 97V95H106ZM129 96H130V95H129ZM131 96H132V95H131ZM150 96H151V95H150ZM64 97H65V96H64ZM68 97H67V98H68ZM82 97H83V96H82ZM86 97H84V101L86 100V99H85ZM96 97H97V96H96ZM114 97H111V98H114ZM117 97H118V96H117ZM117 97H116V98H117ZM120 97H121V96H120ZM120 97H119V100L121 101ZM122 97H123V96H122ZM126 97H127V96H126ZM133 97H135V96H133ZM136 97H137V96H136ZM136 97H135V99H136ZM169 97H170V96H169ZM14 98H15V97H14ZM51 98H52V97H51ZM61 98H62V97H61ZM67 98H65V99H67ZM75 98H76V99H75ZM105 98H106V97H105ZM116 98H115V99H116ZM124 98H125V97H124ZM124 98H123V99H124ZM128 98H129V97H128ZM144 98H145V97H144ZM148 98H149V97H148ZM6 99H7V98H6ZM69 99H70V98H69ZM92 99H93V98H92ZM92 99H91V101H93ZM140 99H141V98H140ZM146 99H147V98H146ZM146 99H144V100H146ZM67 100H68V99H67ZM79 100L81 101V98H80ZM79 100H78V101H79ZM88 100H89V99H88ZM88 100H87V101H88ZM104 100H105V99H104ZM117 100H118V99H117ZM119 100H118V101H119ZM125 100H126V101H130V99L128 100L127 98L124 99L123 101H125ZM142 100H143V98H142ZM149 100H150V98H149ZM63 101H64V100H63ZM82 101H83V100H82ZM87 101H85V103H87V104H88V103L91 104L90 101H89V102H87ZM94 101H96V100L94 99ZM108 101H109V100H108ZM114 101H116V100H114ZM126 101H125V102H126ZM136 101H137V100H136ZM138 101H139V100H138ZM156 101H157V100H156ZM64 102H65V101H64ZM68 102H69V100H68ZM101 102H102V100H101ZM116 102H117V101H116ZM116 102H115V103H116ZM121 102H122V101H121ZM125 102H122V103H125ZM131 102H132V101H130V104H131ZM145 102H146V101H145ZM76 103H77V102H76ZM85 103H84V102H83V103H82V102H81V103L79 102V105L81 104V106H82V104L84 105ZM93 103H94V102H92L91 105L88 104L86 107H85V106H84V107L82 106V108L80 109V111H79V108H78V107H80V106H78V104H77V107L71 105L70 103H69V104H70L71 106H70L69 104H67V106H70L69 108H72V106H73L74 108H77V111L80 112L79 115L81 114V116H84V119H83V120H85V121L87 122V124L89 123L88 121H91V123H96V124H97L98 122H99V123L101 122L102 125H104V127H108V128H111V127H112V129H113V127H114V130L116 129L117 132H119L120 129H122V131L125 130V129H128V128L132 125L133 122L131 121V122H132L131 125H129L130 123H128V124H127V127H128V128H127V127H126V124H125L126 122H122L123 120H121L122 124L124 123V124H125L124 127H126V128H124V129H123V128H120V129L118 130V129L115 127L116 124L113 123L114 120H112L113 122L110 121L111 119H113V116H114V115H112V118H107L108 120L110 119V120H109V123H108V122H105V121H102V119H103V120H104V119L106 120V118H103V116H102L104 113L101 114V112H102L103 110L100 109V108H102V107H100V106L98 105V106L100 107V108H99L97 105H95L96 102H95V104H93ZM99 103H100V101H99ZM102 103H103V102H102ZM117 103H120V102H117ZM126 103H127V102H126ZM128 103H129V102H128ZM147 103H149V102H147ZM152 103H153V102H152ZM161 103H162V102H161ZM73 104L76 105L75 102H74ZM112 104H113V103H112ZM120 104H121V103H120ZM120 104H119V105H120ZM130 104H128V105H130ZM136 104H137V103L133 104V102H132V107H133V105H134V108L132 109V107H131L130 109H131V110H135V106H138V105H136ZM138 104H139V103H138ZM143 104H144V103H143ZM159 104H160V103H159ZM50 105H51V104H50ZM52 105H53V104H52ZM85 105H86V104H85ZM101 105H102V104H101ZM117 105H118V104H117ZM148 105H150V104H148ZM148 105H147V106H148ZM160 105H162V104H160ZM44 106H45V105H44ZM130 106H131V105H130ZM155 106H156V105H155ZM158 106H159V105H157V107H158ZM109 107H110V106H109ZM122 107H124V106H122ZM122 107H121L120 109H119L118 107H117V108H118V110L120 111L121 109H123ZM126 107H127V106L125 105V109H126ZM138 107H139V106H138ZM153 107H154V106H153ZM7 108H8V107H7ZM63 108H64V107H63ZM69 108H68V109H69ZM107 108H108V107H107ZM127 108H128V107H127ZM136 108H137V107H136ZM160 108H161V107H160ZM111 109H112V108L110 107V110H111ZM138 109H139V108H138ZM145 109H146V108H145ZM101 110H102V111H101ZM123 110H124V109H123ZM126 110H127V109H126ZM131 110H130V111H131ZM140 110H141V109H140ZM63 111H64V110H63ZM65 111H66V109H65ZM119 111H118V112H119ZM121 111H122V110H121ZM127 111H128V110H127ZM136 111H137V110H136ZM138 111H139V110H138ZM142 111H143V110H141L140 113H141ZM71 112H72V111H71ZM75 112H76V111H75ZM106 112H107V111H106ZM133 112H134V111H133ZM69 113H70V112H69ZM115 113H116V112H115ZM122 113H124V112H121L120 114H122ZM131 113H132V112H131ZM131 113H130V114H131ZM137 113H138V112H137ZM149 113H150V112H149ZM58 114H59V113H58ZM67 114H68V113H67ZM76 114H77V113H76ZM110 114H111V113H109V115H110ZM113 114H114V113H113ZM118 114H119V113H118ZM124 114H127V113L125 112ZM128 114H129V112H128ZM128 114H127V115H128ZM132 114H135V113H132ZM138 114H139V113H138ZM141 114L143 115V114H146V113L142 112ZM168 114H169V113H168ZM28 115H29V114H28ZM30 115H31V114H30ZM52 115H53V114H52ZM127 115H126V116H127ZM136 115H137V114H136ZM146 115H147V114H146ZM81 116H79V119L81 118ZM101 116H102V117H101ZM105 116H107V115H105ZM110 116H111V115H110ZM124 116H125V115H124ZM132 116L134 117V115H132ZM137 116H138V115H137ZM137 116L134 117V120H136L135 118H136ZM153 116H154V115H153ZM155 116H156V115H155ZM155 116H154V117H155ZM169 116H170V115H169ZM43 117H44V116H43ZM58 117H59V116H58ZM130 117H131V115H130ZM141 117H144V115L141 116ZM149 117H150V116H149ZM149 117H148V118H149ZM156 117H157V116H156ZM44 118H48V117H44ZM49 118H50V117H49ZM65 118H67V117H65ZM72 118H73V117H72ZM72 118H71V119H72ZM75 118L78 119V116L75 115ZM100 118H102V119H100ZM115 118H116V115H115ZM124 118H125V117H124ZM148 118H147V119H148ZM150 118H151V117H150ZM160 118H161V117L156 118V119H159V121H160ZM168 118H169V117H168ZM52 119H53V118H51V121H52V123H53L55 120H54V119L52 120ZM57 119H59V118H57ZM63 119H64V118H63ZM63 119H60L61 121H59V122H60V123H59V126L61 125V122H64V121H62ZM67 119H68V118H67ZM67 119H65V120H67ZM79 119H78V120H79ZM116 119H119V117L116 118ZM116 119H115V120H116ZM128 119H130V118H128ZM131 119H133V118H131ZM139 119H140V115H139ZM139 119H137V121H138ZM147 119H146V120H147ZM156 119H155V120H156ZM169 119H170V118H169ZM184 119H186V118H183V120H184ZM48 120H50V119H48ZM69 120H70V117H69ZM72 120L74 121V119H72ZM72 120H71V121H72ZM78 120L75 119V122L78 121ZM80 120L82 121V118H81ZM108 120H107V121H108ZM148 120H149V119H148ZM152 120H153V119H152ZM166 120H167V119H166ZM166 120H162V119H161V121H166ZM186 120H187V119H186ZM56 121H57V120H56ZM71 121H70V122H71ZM73 121H72V122H73ZM85 121L83 122L84 124H86ZM126 121H127V120H126ZM156 121H157V120H156ZM159 121H158V122H159ZM168 121H169V120H168ZM172 121H173V120H172ZM176 121H177V120H176ZM188 121H189V120H188ZM70 122H69V123H70ZM75 122H73V123H75ZM110 122H112L113 125L115 124V126H113L112 124H110ZM115 122H118V121H115ZM129 122H130V121H129ZM135 122H136V121H135ZM138 122H139V121H138ZM138 122H137V124H139ZM141 122H142V121H141ZM141 122H140V124H141ZM150 122H151V121L149 120V122H147V123H150ZM180 122H181V120H180ZM76 123H77V122H76ZM78 123H79L80 125H82L80 122H78ZM103 123H105V124H103ZM107 123H108V124H107ZM147 123L143 122V124H147ZM159 123H161V122H159ZM164 123H165V122H164ZM167 123H169V122H167ZM56 124H57V125H56V127H57V126H58V123H56ZM87 124H86L85 126H87ZM151 124H152V123H151ZM151 124H150V125H151ZM155 124H156V122L154 123V125H155ZM171 124L174 125L175 122H174V123H171ZM189 124H190V123H189ZM191 124H192V123H191ZM50 125H51V124H50ZM53 125H54V124H53ZM63 125H64V124H63ZM63 125H61V127H62ZM120 125H121V124H120ZM120 125H119V127H120ZM128 125H129V126H128ZM135 125H136V124H135ZM147 125H148V124H147ZM147 125H146V126H147ZM154 125H152V126H154ZM159 125H160V124H159ZM162 125H164V124L161 123V126H162ZM178 125H180V124H178ZM184 125H185V124H184ZM117 126H118V124H117ZM122 126H123V125H122ZM139 126H140V125H139ZM168 126H169V125H168ZM185 126H186V125H185ZM189 126H190V125H189ZM192 126H193V125H192ZM65 127H66V126H65ZM79 127H80V126H79ZM89 127H90V126H89ZM102 127H103V126H102ZM119 127H118V128H119ZM131 127L134 128L133 125H132ZM142 127H143V126H142ZM142 127H141V128H142ZM147 127H149V126H147ZM165 127H166V125H165ZM172 127H173V126H172ZM186 127H188V126H186ZM63 128H64V126H63ZM63 128H62V129H63ZM132 128H130V129H132ZM135 128H136V127H135ZM144 128L146 129L145 125H144ZM149 128H150V127H149ZM163 128H164V127H163ZM177 128H178V127H177ZM177 128H176V129H177ZM190 128H194V127H190ZM199 128H201V127H199ZM57 129L59 130V127H58ZM60 129H61V128H60ZM68 129H69V127H68ZM102 129H103V128H102ZM130 129H129V130H130ZM147 129H148V128H147ZM150 129H151V128H150ZM152 129H153V128H152ZM152 129H151V131H152ZM160 129H161V128H160ZM171 129H172V128L170 127V130H171ZM176 129H175V130H176ZM188 129H189V128H188ZM58 130H57V131H58ZM86 130H87V129H86ZM88 130H89V129H88ZM88 130H87V131H88ZM105 130H106V129H105ZM114 130H113V131H114ZM116 130H115V132H114L115 134H116ZM134 130H135V129H132V130H130V131H133V133H132V132H131V133L135 135V131H134ZM137 130H139V129H137ZM137 130H136V133H137ZM170 130H169V131H170ZM173 130H174V129H173ZM186 130H187V129H186ZM192 130L194 131V130H196V129H192ZM197 130L199 131V129H197ZM63 131H64V134H65V132L68 131V130H66V131L63 130ZM84 131H85V130H84ZM122 131H120L119 133L126 134L125 132H127V130H126L125 132H124V131L122 132ZM139 131H140V130H139ZM139 131H138V133H140ZM149 131H150V130H149ZM154 131H155V130H154ZM156 131H157V130H156ZM160 131L162 132V133L159 134V135H161V136H163V135H162L163 132H164V134H165V132H166V131H163V130H160ZM160 131H159V132H160ZM176 131H177V130H176ZM178 131H179V129H178ZM178 131H177V132H178ZM193 131L190 130V133L193 132ZM45 132H46V131H45ZM52 132H53V131H52ZM58 132H59V131H58ZM58 132H57V133H58ZM60 132H62V131L60 130ZM69 132H70V131H69ZM183 132H184V131H183ZM47 133H49V132H47ZM74 133H75V130H74ZM74 133H73V134H74ZM88 133H89V132H88ZM119 133H118V134H119ZM129 133H130V132H129ZM131 133L129 134V136H131ZM141 133H142V132H141ZM153 133L156 134L155 132H152V134H153ZM157 133H158V132H157ZM167 133H168V132H167ZM167 133H166V134H167ZM179 133H180V132H179ZM186 133H187V131H186ZM194 133H195V132H194ZM200 133H201V132H200ZM79 134H80V133H79ZM84 134H85V133H84ZM118 134H117V135H118ZM127 134H128V133H127ZM127 134H126V135H127ZM146 134H147V132H146ZM154 134H153V135H154ZM196 134H197V133H196ZM196 134H195V135H196ZM47 135H48V134H47ZM49 135H51V134H49ZM52 135H53V134H52ZM52 135H51V136H52ZM55 135H56V134H55ZM68 135H70V136H74V135H71V132H70V134H67V136H68ZM76 135H77V134L75 133V138L78 136V135H77V136H76ZM80 135H81V134H80ZM80 135H79V137H80ZM119 135H120V134H119ZM134 135H133V136H134ZM148 135H149V134H148ZM169 135H170V134H169ZM171 135H172V134H171ZM186 135H187V134H186ZM67 136H65V137H67ZM70 136H69V137H70ZM81 136H82V135H81ZM84 136H85V135H84ZM88 136H89V135H88ZM124 136H125V135H124ZM139 136H140V135H138V137H139ZM145 136H146V135H145ZM145 136L143 135V137H142V135H141L140 137L143 139ZM150 136H151V135H150ZM154 136H155V135H154ZM166 136H167V135H166ZM175 136L177 137V136H180V135H175ZM184 136H185V134H184ZM188 136H189V134H188ZM53 137H54V136H53ZM57 137H58V136H57ZM60 137H61V136H60ZM115 137H116V136H115ZM135 137L138 138V137H137V134L134 136V139H135ZM155 137H156V136H155ZM155 137H152V138H155ZM163 137H164V136H163ZM176 137H175V138H176ZM180 137H181V136H180ZM182 137H183V136H182ZM186 137H187V136H186ZM193 137H194V136H193ZM195 137H196V136H195ZM199 137H201V136L199 135ZM199 137H198V138H199ZM51 138H52V137H51ZM61 138L63 139L64 136H62ZM61 138H60V139H61ZM70 138H71V137H70ZM81 138H82V137H81ZM87 138H88V137H87ZM146 138H149V137L147 136ZM156 138H157V137H156ZM158 138H159V137H158ZM171 138H172V137H171ZM85 139H86V138H85ZM150 139H151V138H150ZM177 139H178V138H177ZM189 139H190V138H189ZM52 140L55 141L56 139L54 138V139H52ZM65 140H66V138H65ZM72 140H73V139H72ZM87 140H88V139H87ZM135 140H136V139H135ZM144 140L146 141V139H144ZM144 140H142V141H144ZM153 140H154V139H153ZM170 140H171V139H170ZM170 140H169V141H170ZM195 140H196V138H195ZM195 140H194V141H195ZM201 140H202V139H201ZM57 141H60V140H57ZM96 141H97V140H96ZM138 141H140V139H138ZM147 141H148V140H147ZM149 141H150V140H149ZM192 141H193V139H192ZM200 142H201V141H200ZM205 143H206V142H205ZM177 144H178V143H177ZM183 144H184V143H183ZM187 144H188V143H187ZM193 144H194V143H193ZM196 144H197V146L200 145V144H199V141H198V143H196ZM4 145L6 146L7 144H4ZM170 145H171V144H170ZM174 145H175V143H174L172 146H174ZM184 145H185V144H184ZM184 145H183V146H184ZM139 146H140V145H139ZM144 146H145V145H144ZM148 146H149V145H148ZM153 146H155V145H153ZM156 146H157V145H156ZM165 146H166V145H165ZM175 146H176V145H175ZM187 146H188V145H187ZM195 146H196V145H195ZM201 146H202V145H201ZM101 147H102V146H101ZM150 147H151V146H149V149H148V147H147V145H146L147 150H146L145 148H144V149L148 152L150 149L152 150V149L155 148L154 151H155V150L157 151L158 149H160V150H158V151L162 152L161 150H163V151L166 150L167 152L173 154V152H171L172 150L170 151V150H167L166 148H165V150H164V148H162L163 146H162V147H161V146H159V147H154V148H153V147L150 148ZM179 147H180V146H179ZM191 147L195 148V147L192 146V145H191ZM202 147H204V146H202ZM202 147H201V149H202ZM110 148H111V146H110ZM139 148H140V147H139ZM171 148H172V147H171ZM175 148H176V147H175ZM183 148H185V146H184ZM209 148H210V147H209ZM123 149H124V148H123ZM127 149H128V148H126L125 150H127ZM130 149H131V148H130ZM217 149H218V148H217ZM90 150H91V149H90ZM101 150H102V149H101ZM101 150H100V152H101ZM106 150H107V149H106ZM125 150H124V151H125ZM204 150H205V148H204ZM208 150H209V149H208ZM2 151H3V150H2ZM65 151H66V150H65ZM102 151H103V150H102ZM109 151H110V152H114L113 150H110V149H109ZM109 151H108V153H109ZM121 151H123V150L120 149V153H121ZM154 151L152 150V152H154ZM158 151H157V152H158ZM179 151H180V149H179ZM179 151H176L175 153H177V152H179ZM187 151H188V150H187ZM200 151H201V150H200ZM218 151H219V149H218ZM88 152H89V151H87V153H88ZM103 152H104V151H103ZM152 152H151V153H152ZM160 152H158V153H160ZM203 152H204V151H203ZM223 152H224V151H223ZM2 153H3V152H2ZM16 153L18 154V152H16ZM35 153H36V152H35ZM89 153H90V152H89ZM91 153H93V152H91ZM91 153H90V154H91ZM108 153H107V154H108ZM118 153H119V151H118ZM118 153L115 152V154H114V153H113V154H114V155H116V154L118 155ZM123 153H124V152H123ZM133 153H134V152H133ZM142 153H143V152H142ZM142 153H141V154H142ZM158 153H157V154H158ZM164 153H166V152H164ZM164 153L162 152V154H159V155H163ZM200 153H201V152H200ZM218 153H219V152H218ZM19 154H20V153H19ZM21 154H22V153H21ZM104 154H105V152H104ZM107 154H105V155H107ZM113 154H112V155H113ZM121 154H122V153H121ZM128 154H129V153H128ZM153 154H154V156H157V154H156L155 152H154ZM155 154H156V155H155ZM172 154H171V155H170V154H167V153L164 154V155H165L164 157H167L168 155H170V156H168L165 160H167V159L169 160V157L173 160V157H174V162H175V161L178 162V160H179L180 158H179V159H175V158L177 157V155H175V156H176V157H175V156H173L174 154H173V155H172ZM177 154H178V153H177ZM196 154H197V153H196ZM198 154H199V153H198ZM215 154H216V153H215ZM223 154H224V153H223ZM42 155H44V154H42ZM42 155H40V156H42ZM86 155H87V154H85V156H86ZM92 155H93V154H92ZM94 155H95V154H94ZM94 155L92 156V160L94 159ZM102 155H103V154H102ZM117 155H116V156H117ZM119 155H120V154H119ZM124 155H125V154H123V156H124ZM150 155H152V154H150ZM159 155H158V156H159ZM180 155H181V154H180ZM191 155H192V153H191ZM204 155H205V154H204ZM13 156H15V155H13ZM20 156H21V155H20ZM38 156H39V155H38ZM89 156H90V155H89ZM107 156H109V154H108ZM116 156H115V157H116ZM130 156H131V155H130ZM139 156H140V155H139ZM172 156H173V157H172ZM194 156H195V155H194ZM219 156H221V155H219ZM71 157H72V156H71ZM87 157H88V155H87ZM103 157H104V156H103ZM110 157H111V156H109V158H110ZM115 157H114V159H115ZM120 157H121V156H120ZM126 157H127V156H126ZM128 157H129V156H128ZM152 157H153V156H152ZM203 157H204V156H203ZM18 158H19V156H18ZM99 158H101V157L99 156ZM116 158H117V157H116ZM118 158H119V156H118ZM140 158H142V156H141ZM157 158H158V157H157ZM161 158H162V157H160V159H161ZM188 158H189V157H188ZM196 158H197V156H196ZM206 158H208V157H206ZM209 158H210V157H209ZM211 158H212V157H211ZM211 158H210V159H211ZM110 159H111V158H110ZM129 159H130V157H129ZM148 159H149V158H148ZM150 159H151V158H150ZM160 159H159V160H160ZM171 159H170V160H171ZM203 159H204V158H203ZM49 160H51V159H49ZM54 160H55V159H54ZM56 160H57V159H56ZM97 160H98V159H97ZM123 160H124V159H123ZM127 160H128V159H127ZM127 160H125V162H123V163H126ZM136 160H137V159H136ZM162 160H163V158L161 159V162H162ZM165 160H164V164H169L170 162H171L170 164H176V163H173V161H169L168 163H166L167 161H165ZM181 160H183V156H182V159L179 160L181 163H180V162H179V163L182 164V165H184V164L182 163ZM184 160H185V158H184ZM197 160H198V159H197ZM200 160H201V159H200ZM28 161H29V160H28ZM45 161H48V160H45ZM103 161H105V159H104ZM106 161H107V160H106ZM140 161H141V160H139L138 163H139ZM154 161H155V160H154ZM185 161H186V160H185ZM51 162H52V161H51ZM55 162H57V161H55ZM55 162H54V163H55ZM89 162H90V161H89ZM98 162H99V161H98ZM100 162H101V161H100ZM116 162H117V161H116ZM144 162H145V161H144ZM161 162H160V163H161ZM187 162H188V161H187ZM187 162H185V163H187ZM196 162H197V161H196ZM65 163H66V162H65ZM83 163H84V162H83ZM86 163H87V162H86ZM93 163H94V162H93ZM93 163H92V164H93ZM128 163H129V162H128ZM140 163H141V162H140ZM140 163H139V164H140ZM156 163H157V162H156ZM189 163H190V162H189ZM189 163H188V164H189ZM192 163H193V162H192ZM213 163H215V162H213ZM234 163H235V162H234ZM59 164H60V163H59ZM67 164H68V160H67ZM67 164H66V165H67ZM69 164H71V163H69ZM69 164H68V165H69ZM92 164H91V165H92ZM94 164L96 165V163H94ZM94 164H93V165H94ZM104 164H105V163H104ZM108 164H109V162H108ZM118 164H119V163H118ZM141 164H142V163H141ZM180 164H179V165H180ZM216 164H218V163H216ZM63 165H64V164H63ZM63 165H62V166H63ZM88 165H89V163H88ZM95 165H94V166H95ZM110 165H111V164H110ZM142 165H143V164H142ZM157 165H158V164H157ZM227 165H229V164H227ZM64 166H65V165H64ZM89 166H90V165H89ZM96 166H97V165H96ZM146 166H147V165H145V167H146ZM159 166H160V165H159ZM163 166H164V165H163ZM165 166H166V165H165ZM167 166H169V165H167ZM171 166H174V165H171ZM180 166H181V165H180ZM185 166H186V164H185ZM216 166H217V165H216ZM219 166H220V165H219ZM54 167H55V166H54ZM69 167H71V166H69ZM73 167H74V166H73ZM90 167H92V166H90ZM115 167H116V165H115ZM145 167H143V168H145ZM169 167H170V166H169ZM201 167H202V166H201ZM204 167H205V166H204ZM204 167L202 168V171H205V170H206V169H204ZM222 167H223V166H222ZM241 167H242V166H241ZM62 168H63V167H62ZM99 168H100V167H99ZM109 168H110V167H109ZM147 168H148V167H147ZM165 168H166V167H165ZM173 168H174V167H173ZM175 168H176V167H175ZM20 169H21V168H20ZM66 169H68V167H67ZM70 169H71V168H69V170H70ZM90 169L92 170V168H90ZM170 169H171V168H170ZM196 169H197V168H196ZM199 169H200V168H199ZM207 169H209V168H207ZM223 169H224V168H223ZM223 169H222V170H223ZM225 169H226V168H225ZM243 169H245V167H243ZM62 170H63V169H62ZM62 170H59V171H61V173L64 174L65 171L62 172ZM69 170H66L67 173H65L63 176L69 174V173H68ZM91 170H90V171H91ZM96 170H97V169H96ZM129 170H130V171L128 172V174L131 172L130 174H131L132 176H134L130 168H129ZM132 170H133V167H132ZM145 170H146V169H145ZM145 170H144V172H145ZM166 170H167V168H166ZM189 170H190V169H189ZM200 170H201V169H200ZM209 170H212V171H213V169H209ZM209 170H208V171H209ZM215 170H219V169H216V168H215ZM98 171H99V170H98ZM135 171H136V170H135ZM185 171H186V170H185ZM198 171H199V170L195 171L196 173L194 172V174H197ZM212 171H211V172H212ZM227 171H228V170H227ZM227 171H226V172H227ZM237 171H238V169H237ZM249 171H250V170H249ZM55 172H56V171H55ZM71 172H73V171H71ZM133 172H134V171H133ZM146 172L148 173V171H146ZM146 172L144 173V174H145V175H144L145 177H146V174H147ZM150 172H151V171H149V173H148V174H149V177H150ZM189 172H190V171H188V173H189ZM206 172H207V170H206ZM206 172H205V173H206ZM220 172H221V170H220ZM59 173H60V172H59ZM61 173H60V174H61ZM74 173H75V172H74ZM92 173H93V172H92ZM135 173H137V172H135ZM158 173H159V172H158ZM158 173H157V174H158ZM178 173H179V172H177L176 175L174 174L175 177H176L177 175H179ZM200 173H201V172H200ZM222 173H223V172H222ZM229 173H230V172H229ZM243 173H244V172H243ZM243 173H242V174H243ZM62 174H61V175H62ZM70 174H71V173H70ZM75 174H76V173H75ZM130 174H129V176H131ZM148 174H147V176H148ZM152 174H153V173H152ZM181 174H183V171H182ZM186 174H187V173H186ZM186 174H185V172H184L185 177H186ZM194 174H193V175H194ZM212 174H213V173H212ZM214 174H218V172H217V173H214ZM214 174H213V175H214ZM235 174H236V173H235ZM238 174H239V173H238ZM72 175H73V174H72ZM137 175H138V173H137ZM137 175H135V176H137ZM161 175H162V174H161ZM172 175H173V174H172ZM172 175H171V176H172ZM191 175H192V174H191ZM193 175L190 176V174H189L188 177H187V179L189 178V176L191 177V179H193V178L195 177V176L193 177ZM230 175H232V173H231ZM59 176H60V175H59ZM181 176H183V175H181ZM181 176H180V177H181ZM198 176H200V175L198 174ZM208 176H210V177H211L210 179H212V176H211V174H210V172H209V173H207V174L205 175V178H206V179H203V178H202V179L200 180L201 183H202L203 185H205V186H207L206 184L209 183V181H207V179L209 178ZM214 176H215V175H214ZM222 176H223V175H222ZM225 176H226V174H225ZM232 176H233V175H232ZM251 176H252V175H251ZM56 177H57V176H56ZM70 177L72 178L71 175H70ZM74 177H76V176H74ZM95 177H96V176H95ZM149 177H148V178H149ZM192 177H193V178H192ZM219 177H220V175H219ZM237 177H238V176H237ZM247 177H248V176H247ZM249 177H250V172H249ZM64 178H65V177H64ZM79 178H80V177H78V179H79ZM81 178H82V177H81ZM146 178H147V177H146ZM153 178H156V177H153ZM161 178H162V177H161ZM178 178H179V177H178ZM198 178H199V177H198ZM216 178H217V175H216ZM251 178H252V177H251ZM253 178H254V177H253ZM253 178L251 179V182L255 180V179H253ZM82 179H83V178H82ZM159 179H160V178H159ZM172 179H173V178H172ZM172 179H171V181H172ZM176 179H177V178H176ZM184 179H185V178H184ZM189 179H190V178H189ZM199 179H200V178H199ZM199 179H198V180H199ZM210 179H209V180H210ZM213 179H214V178H213ZM227 179H228V178H227ZM249 179H250V178H249ZM178 180H179V179L176 180V183L179 182ZM194 180H195V178H194ZM215 180H216V179H215ZM229 180H230V179H229ZM231 180H232V179H231ZM231 180H230V181H231ZM241 180H242V179H241ZM77 181H78V180H77ZM79 181H80V179H79ZM174 181H175V180H174ZM180 181H181V180H180ZM200 181H199V182H200ZM213 181H214V180H213ZM216 181H217V180H216ZM216 181H214V182H216ZM220 181H221V180H220ZM81 182H82V181H81ZM81 182H80V183H81ZM132 182H133V181H132ZM184 182H185V181H184ZM189 182H190V180H189ZM189 182H188V183H189ZM196 182H197L198 184H201V183H199V182L197 181V179H196ZM206 182H207V183H206ZM222 182H223V180H222ZM222 182H220L221 185L223 184ZM226 182H227V181H226ZM234 182H236V181H234ZM158 183H159V182H158ZM173 183H174V182H173ZM176 183H175V184H176ZM205 183H206V184H205ZM210 183H211V182H210ZM231 183H233V182H231ZM243 183H244V182H243ZM133 184H135V183H133ZM149 184H150V183H148V185H149ZM151 184H153V183H151ZM154 184H155V183H154ZM167 184H168V183H167ZM182 184H184V183H182ZM191 184H192V183H191ZM198 184H197V185H198ZM214 184H215V183H214ZM216 184H218V182H217ZM229 184H230V183H229ZM246 184H247V183H246ZM252 184H253V186H255V189H256V190H257L258 188H260V186H259L258 188H256L257 183L255 184V181H254V183H252ZM254 184H255V185H254ZM63 185H64V184H63ZM130 185H131V184H130ZM130 185H128V186L130 187ZM188 185H189V184H188ZM197 185H196V186H197ZM203 185H201V186L203 187ZM232 185H233V184H232ZM146 186H147V185H146ZM153 186H154V185H153ZM179 186H180V185H179ZM210 186H211V184H210ZM215 186H216V185H215ZM223 186H224V185H223ZM150 187H151V185H150ZM156 187H157V186H156ZM158 187H159V186H158ZM175 187H176V186H175ZM181 187H184V185L181 186ZM190 187H191V186H190ZM221 187H222V186H221ZM234 187H235V186H234ZM242 187H243V186H242ZM248 187H249V186H248ZM133 188H134V187H133ZM141 188H142V187H141ZM153 188H154V187H153ZM153 188H152V189H153ZM159 188H160V187H159ZM177 188H179V187H177ZM185 188L187 189L188 187L186 186ZM200 188H201V187H200ZM209 188H210V187H209ZM217 188H218V185H217ZM217 188H216V189H217ZM253 188H254V187H253ZM155 189H156V188H155ZM155 189H154V190H155ZM165 189H166V188H165ZM180 189L182 190L183 188H180ZM189 189H190V188H189ZM189 189H188V190H189ZM195 189H196V188H194V191H196ZM204 189H205V187H204ZM212 189H213V188H212ZM216 189H215V190H216ZM218 189H219V188H218ZM220 189H221V188H220ZM222 189H223V188H222ZM225 189H226V188H225ZM227 189H228V188H227ZM130 190H131V189H130ZM140 190H141V189H140ZM142 190H143V189H142ZM154 190H153V191H154ZM156 190H157V189H156ZM162 190H163V189H162ZM197 190H198V189H197ZM200 190H201V189H199L198 191L200 192ZM244 190H245V189H244ZM131 191L133 192L134 190H131ZM153 191H152V192H153ZM190 191H193L192 188H191ZM190 191H189V192H190ZM194 191L191 192V194L194 193ZM198 191H196V192H198ZM206 191H207V190H206ZM206 191H204V192L202 191V193H205ZM237 191H238V190H237ZM247 191H248V190H247ZM250 191H251V189H250ZM258 191H259L260 194L263 193V192L261 193L259 189H258ZM129 192H130V191H129ZM135 192H136V191H135ZM166 192H167V191H166ZM184 192H187V191H184ZM199 192H198V193H199ZM213 192H214V189H213ZM227 192H228V191H227ZM133 193H134V192H133ZM136 193H137V192H136ZM156 193H159V192L157 191ZM167 193H170V192H167ZM200 193H201V192H200ZM202 193H201V194H202ZM207 193L209 194L210 192L208 191ZM216 193H217V192H216ZM218 193H221V192H218ZM224 193H225V191H224ZM247 193H248V192H247ZM247 193H246V194H247ZM161 194H162V193H161ZM187 194H189V193H186V195H187ZM191 194H190V195H191ZM205 194H206V193H205ZM251 194H252V193H251ZM133 195H134V194H133ZM148 195H149V194H148ZM158 195L160 196V194H158ZM158 195H157V194H154V196H158ZM170 195H171V194H170ZM180 195H181V193H180ZM193 195H194V194H193ZM196 195H197V194H196ZM198 195H200V194H198ZM214 195H215V192H214ZM219 195L221 196V194H219ZM239 195H240V194H239ZM253 195H254V192H253ZM253 195L251 196V198H253ZM161 196H162V195H161ZM163 196H164V195H163ZM202 196H203V195H202ZM229 196H231V195H229ZM148 197H149V196H148ZM187 197L189 198L188 195H187ZM191 197H192V196H191ZM216 197H217V196H216ZM222 197H223V196H222ZM224 197H225V196H224ZM132 198H133V197H132ZM134 198H135V197H134ZM139 198H140V197H139ZM162 198L164 199V197H162ZM168 198H169V197H167V198L165 197V199H167V200L171 199L172 197L169 198V199H168ZM188 198H187V199H188ZM206 198H207V197H206ZM211 198H214V197H211ZM233 198H234V197H233ZM237 198H238V197H237ZM242 198H243V197H242ZM242 198H240V199H242ZM254 198H255V197H254ZM259 198H260V197H259ZM262 198H263V197H262ZM147 199H148V198H147ZM163 199H162V200H163ZM165 199H164V200H165ZM190 199H191V198H190ZM190 199H188V200H190ZM196 199H199V201L201 200L200 197H199V198L196 197ZM196 199H195V201H196ZM208 199H209V198H208ZM142 200H144V199H142ZM159 200H160V198H159ZM174 200H175V199H174ZM188 200H187V201H188ZM213 200H215V199H213ZM227 200H229V198H228ZM259 200H261V199H259ZM145 201H147V203H148V200H145ZM170 201H171V200H170ZM192 201H193V200H192ZM205 201H207V200H205ZM208 201H209V200H208ZM234 201H236V200H234ZM28 202H29V201H28ZM174 202H175V201H174ZM185 202H186V201H185ZM200 202H201V201H200ZM209 202H210V201H209ZM152 203H153V202H152ZM180 203H181V201H180ZM194 203H195V202H194ZM251 203H252V202H251ZM67 204H68V203H67ZM149 204H150V203H149ZM155 204H156V203H155ZM165 204H166V203H165ZM165 204H164V205H165ZM169 204H170V203H169ZM174 204H175V203H174ZM174 204H173V205H174ZM183 204H184V203H183ZM188 204H189V203H188ZM192 204H193V203H192ZM196 204H197V202H196ZM198 204H199V202H198ZM222 204H223V203H222ZM224 204H226V203H224ZM153 205H154V203H153ZM200 205H201V204H200ZM209 205H211V204H209ZM209 205H208V206H209ZM219 205H220V204H219ZM227 205H229V204H227ZM227 205H225V206H227ZM247 205H248V204H247ZM256 205H257V204H256ZM162 206H163V204H162ZM162 206H161V207H162ZM183 206H184V205H183ZM190 206H191V205H190ZM203 206H204V205H203ZM154 207H155V206H154ZM174 207H175V205H174ZM176 207L178 208L177 204H176ZM196 207H198V206H196ZM201 207H202V206H201ZM204 207H205V206H204ZM204 207H203V208H204ZM217 207H218V206H217ZM220 207H221V206H220ZM222 207H223V206H222ZM228 207H229V206H228ZM239 207H240V206H239ZM249 207H250V206H249ZM261 207H262V206H261ZM166 208H168V207H166ZM177 208H175V209H177ZM184 208H185V207H184ZM186 208L188 209L187 206H186ZM193 208H195V205H194ZM214 208H215V206H214ZM225 208H226V207H225ZM236 208H237V207H236ZM258 208H259V206H258ZM191 209H192V207H191ZM197 209H198V208H197ZM199 209H200V208H199ZM219 209H220V208H219ZM227 209H228V208H227ZM245 209H246V207H245ZM260 209H261V211L263 212L262 208H260ZM179 210H180V209H179ZM195 210H196V209H195ZM231 210H232V209H231ZM252 210H253V209H252ZM166 211H168V209L165 210V212H166ZM202 211L205 212V210H202ZM202 211H200V212H202ZM210 211H211V210H210ZM212 211H213V209H212ZM225 211H226V210H225ZM261 211H260V212H261ZM171 212L173 213V211H171ZM207 212H209V211H207ZM213 212H214V211H213ZM229 212H230V211H229ZM238 212H239V210H238ZM254 212H255V211H254ZM260 212H259V213H260ZM180 213H181V212H180ZM215 213H216V212H215ZM220 213H221V212H220ZM220 213H218V214H220ZM250 213H251V212H250ZM256 213H257V212H256ZM168 214H169V213H168ZM170 214H171V213H170ZM176 214H177V213H176ZM187 214H188V213H187ZM198 214H199V213H198ZM198 214H197V215H198ZM204 214H205V213H204ZM204 214H202V215L204 216ZM208 214H209V213H208ZM218 214H217V215H218ZM228 214H229V213H228ZM239 214H241V213H238V215H239ZM246 214H247V213H246ZM253 214H254V213H253ZM260 214H261V213H260ZM172 215H174V214H172ZM179 215H180V214H179ZM194 215H195V214H193V216H194ZM211 215H212V214H211ZM213 215H214V214H213ZM220 215H221V214H220ZM220 215H218V216H220ZM232 215H233V213H232ZM238 215H237V216H238ZM250 215H251V214H250ZM255 215H256V214H255ZM255 215H252V216H255ZM257 215L259 216V214H257ZM261 215H262V214H261ZM5 216H6V215H5ZM187 216H188V215H187ZM189 216H190V214H189ZM203 216H201V217H203ZM207 216H208V215H207ZM207 216H206V218H207ZM221 216H222V215H221ZM221 216H220V217H221ZM225 216H227V215H225ZM228 216H229V215H228ZM228 216H227V218H228ZM233 216H236V214L233 215ZM245 216H246V215H245ZM258 216H256V217L258 218ZM102 217H103V216H102ZM191 217H192V216H191ZM191 217H190V218H191ZM209 217H210V215H209ZM211 217H212V216H211ZM214 217H217V216H214ZM239 217H240V216H239ZM121 218H122V217H121ZM188 218H189V217H188ZM218 218H219V217H218ZM218 218H217V219H218ZM222 218H223V217H222ZM222 218H221V219H222ZM227 218H226V220H229V219H230V218H229V219H227ZM231 218H232V216H231ZM241 218H242V217H241ZM252 218H253V217H252ZM7 219H8V218H7ZM204 219H205V216H204ZM213 219H214V218H213ZM221 219L219 218V220H221ZM224 219H225V217H224ZM232 219H233V218H232ZM232 219H230V220H232ZM246 219H247V218H246ZM15 220H16V219H15ZM193 220H194V219H193ZM208 220H210V219H208ZM219 220H218V221H219ZM226 220H224V222H227ZM234 220H235V219H234ZM202 221H203V220H201V222H200L201 224L203 223ZM205 221H206V220H205ZM211 221H213V220H210V222H211ZM235 221H236V220H235ZM259 221H260V220H259ZM207 222H208V221H207ZM215 222H217V221L215 220ZM228 222H229V221H228ZM231 222H232V221H231ZM233 222H234V221H233ZM198 223H199V222H198ZM213 223H214V222H213ZM206 224H207V223H206ZM209 224H210V223H209ZM209 224H207V225H209ZM224 224H225V223H224ZM229 224L231 225V223H229ZM232 224L234 225V223H232ZM203 225H204V224H203ZM235 225H236V224H235ZM215 227H216V226H215ZM222 227H223V226H221V228H222ZM225 227H227V226H225ZM236 227H237V226H236ZM236 227H235V229H236ZM223 228H224V227H223ZM237 228H238V227H237ZM211 229H212V227H211ZM214 229H215V228H214ZM214 229H213V230H214ZM217 229L219 230V227H218ZM225 229H226V228H225ZM230 230H231V228H230ZM233 230H234V228H233ZM237 230H239V229H237ZM5 231H6V230H5ZM13 231H14V230H13ZM122 231H123V230H122ZM214 231H215V230H214ZM224 231H225V230H224ZM14 232H15V231H14ZM127 232H128V231H127ZM0 233H1V232H0ZM148 233H149V232H148ZM224 233H226V232H224ZM231 233H232V231H231ZM19 234H20V233H19ZM122 234H123V233H122ZM131 234H132V233H131ZM229 234H230V233H229ZM0 235H1V234H0ZM22 235H23V234H22ZM87 235H88V234H87ZM119 235H120V234H119ZM222 235H223V234H222ZM259 235H261V234H259ZM8 236H9V235H8ZM18 236H19V235H18ZM82 236H83V235H82ZM142 236H143V235H142ZM224 236H227V235H224ZM229 236H230V235H229ZM5 237H6V236H5ZM26 237H27V236H26ZM92 237H93V236H92ZM121 237H122V235H121ZM252 237H253V236H252ZM256 237H257V234H256ZM261 237H262V236H261ZM22 238H23V237H22ZM36 238H38V237H36ZM86 238H87V237H86ZM114 238H115V237H114ZM249 238H251V237H249ZM257 238H259V236H258ZM0 239H1V238H0ZM19 239H20V238H19ZM27 239H28V238H27ZM93 239H94V238H93ZM10 240H11V239H10ZM13 240H14V239H13ZM32 240H33V239H32ZM87 240H88V239H87ZM115 240H116V239H114L113 241H115ZM145 240H146V238H145ZM19 241H20V240H19ZM36 241H37V240H36ZM40 241H41V240H40ZM83 241H84V240H83ZM251 241H252V240H251ZM255 241H256V240H255ZM117 242H118V241H117ZM117 242H116V244H117ZM123 242H124V241H123ZM262 242H263V241H262ZM13 243H14V242H13ZM31 243H32V242H31ZM118 243H119V242H118ZM120 243H121V242H120ZM2 244H3V243H2ZM18 244H19V243H18ZM18 244H17V245H18ZM20 244H22V243H20ZM84 244H85V243H84ZM89 244H90V243H89ZM159 244H160V243H159ZM11 245H12V244H11ZM119 245H120V244H119ZM123 245H124V244H123ZM123 245H122V246H123ZM161 245H162V244H161ZM25 246H26V245H25ZM38 246H39V245H38ZM38 246H37V247H38ZM114 246H115V245H114ZM20 247H21V246H20ZM20 247H19V248H20ZM117 247H118V246H117ZM162 247H163V246H162ZM164 247H165V246H164ZM58 248H59V247H58ZM71 248H72V247H71ZM177 248H178V247H177ZM179 248H180V247H179ZM179 248H178V249H179ZM6 249H7V248H6ZM39 249H40V248H39ZM92 249H94V248H92ZM120 249H121V247H120ZM137 249H138V248H137ZM166 249H167V248H166ZM263 249H264V248H263ZM4 250H5V249H4ZM17 250H18V249H17ZM88 250H89V249H88ZM118 250H119V249H118ZM161 250H162V249H161ZM9 251H11V250H9ZM15 251H16V250H15ZM77 251H78V250H77ZM79 251H80V250H79ZM5 252H6V251H5ZM12 252H13V251H12ZM12 252H10V253L12 254ZM23 252H24V251H23ZM173 252H174V251H173ZM209 252H210V251H209ZM211 252H212V251H211ZM211 252H210V253H211ZM0 253H2V252H0ZM16 253H17V251H16ZM16 253H15V254H16ZM21 253H22V252H21ZM27 253H28V252H27ZM212 253H213V252H212ZM223 253H224V252H223ZM53 254H54V253H53ZM158 254H159V253H158ZM189 254H190V253H189ZM0 255H1V254H0ZM24 255H26V254H24ZM28 255H29V254H28ZM32 255H33V254H32ZM66 255H67V254H66ZM126 255H127V254H126ZM145 255H146V254H145ZM160 255H161V254H160ZM175 255H176V254H175ZM182 255H183V253H182ZM2 256H5V255H2ZM2 256H1V257H2ZM8 256H9V255H8ZM22 256H23V254H22ZM58 256H59V255H58ZM105 256H107V255L105 254ZM115 256H116V255H115ZM13 257H14V256H13ZM16 257H17V256H16ZM20 257H21V256H20ZM32 257H33V256H32ZM11 258H12V255H11ZM23 258H24V257H23ZM42 258H43V257H42ZM74 258H75V257H74ZM88 258H89V257H88ZM103 258H104V257H103ZM107 258H108V257H107ZM115 258H116V257H115ZM118 258H119V257H118ZM5 259H6V258H5ZM35 259H36V258H35ZM50 259H51V258H50ZM89 259H90V258H89ZM99 259H100V258H99ZM108 259H109V258H108ZM126 259H127V258H126ZM128 259H129V258H128ZM162 259H163V258H162ZM165 259H166V258H165ZM2 260H3V259H2ZM19 260H20V259H19ZM30 260H31V259H30ZM30 260H29V261H30ZM32 260H33V259H32ZM41 260H42V259H41ZM79 260H80V259H79ZM110 260H111V259H110ZM112 260H114V259H112ZM115 260H116V259H115ZM135 260H136V259H135ZM142 260H144V259H142ZM152 260H153V259H152ZM166 260H167V259H166ZM244 260H245V259H244ZM16 261H18V260L16 259ZM81 261H82V260H81ZM162 261H163V260H162ZM4 262H5V261H4ZM39 262H40V261H39ZM73 262H74V261H73ZM83 262H84V261H83ZM96 262H97V261H96ZM120 262H122V261H120ZM127 262H128V261H127ZM199 262H200V261H199ZM255 262L257 263V261H255ZM12 263H13V262H12ZM46 263H47V262H46ZM54 263H55V262H54ZM67 263H68V262H67ZM107 263H108V262H107ZM123 263H124V262H123ZM160 263H161V262H160ZM184 263H185V262H184ZM244 263H245V262H244ZM15 264H16V263H15ZM28 264H29V263H28ZM37 264H42V262H41V263H38V262H37ZM56 264H57V263H56ZM59 264H60V263H59ZM65 264H66V263H65ZM69 264H70V262H69ZM90 264H91V263H90ZM137 264H138V263H137ZM145 264H146V263H145ZM158 264H159V263H158ZM161 264H162V263H161Z\"/></svg>",
	"mask_w": 264,
	"mask_h": 264
}]
</instances>
